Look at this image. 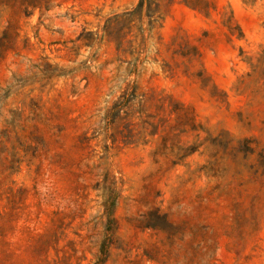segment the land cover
Returning <instances> with one entry per match:
<instances>
[{
    "label": "rangeland",
    "instance_id": "rangeland-1",
    "mask_svg": "<svg viewBox=\"0 0 264 264\" xmlns=\"http://www.w3.org/2000/svg\"><path fill=\"white\" fill-rule=\"evenodd\" d=\"M0 264H264V0H0Z\"/></svg>",
    "mask_w": 264,
    "mask_h": 264
},
{
    "label": "trees",
    "instance_id": "trees-1",
    "mask_svg": "<svg viewBox=\"0 0 264 264\" xmlns=\"http://www.w3.org/2000/svg\"><path fill=\"white\" fill-rule=\"evenodd\" d=\"M116 204H117L116 194L115 197L111 196L105 200L104 206L106 209V215L108 216L109 219V223H113L115 221L114 209L116 207Z\"/></svg>",
    "mask_w": 264,
    "mask_h": 264
}]
</instances>
